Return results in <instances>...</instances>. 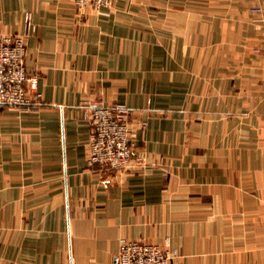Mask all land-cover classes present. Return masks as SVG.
Segmentation results:
<instances>
[{"label":"crops","instance_id":"1","mask_svg":"<svg viewBox=\"0 0 264 264\" xmlns=\"http://www.w3.org/2000/svg\"><path fill=\"white\" fill-rule=\"evenodd\" d=\"M0 20L36 77L0 105V264H117L122 238L264 264V0H0ZM112 104L146 124L125 172L86 164L84 113Z\"/></svg>","mask_w":264,"mask_h":264},{"label":"built area","instance_id":"2","mask_svg":"<svg viewBox=\"0 0 264 264\" xmlns=\"http://www.w3.org/2000/svg\"><path fill=\"white\" fill-rule=\"evenodd\" d=\"M79 14L97 12L111 5V0H72ZM27 32L34 27L26 16ZM27 33L5 32L0 20V105L24 107L33 102L36 77L28 76L25 69ZM133 110L123 104L91 105L83 119L90 127L86 164L109 171L130 170L141 157L134 155L132 137L137 128L132 121ZM136 159V160H135ZM177 257L172 250L140 240L118 241L117 264H171Z\"/></svg>","mask_w":264,"mask_h":264}]
</instances>
